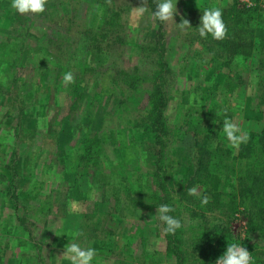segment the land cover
<instances>
[{"label":"rangeland","instance_id":"374dc122","mask_svg":"<svg viewBox=\"0 0 264 264\" xmlns=\"http://www.w3.org/2000/svg\"><path fill=\"white\" fill-rule=\"evenodd\" d=\"M238 1L258 5L264 19V0ZM233 2L177 0L174 20L161 22L153 18L155 4L149 0L139 18L134 7L145 0H108L111 14L96 0H80V18L63 0H47L39 14H20L11 0H0V264H71L62 257L71 242L96 250L92 264L209 263L211 248L199 249L191 230L200 220L192 213L196 208L178 200L197 166L193 131L200 125L201 132L210 130L204 120L197 128L192 122L198 110L210 108L221 129L225 118L247 133L263 128L264 73L256 52L264 42V21L255 20L252 48L228 57L217 90L208 52L200 55V41L189 44L198 29L182 32L176 23L184 7L204 10ZM88 18L103 33L101 42L82 32ZM119 37L130 44L123 46ZM159 62L169 68L158 76L168 98L164 127L136 128L134 117L150 107L146 90L156 88L152 76ZM139 67L148 78L133 87ZM69 71L75 82L63 84ZM205 90L214 93L210 100L203 98ZM90 137L100 145L82 144ZM213 139L229 145L222 131ZM113 168L127 180L105 182L102 174ZM143 177L173 205L169 215L182 224L175 234L164 232L156 207L144 200L146 190L137 188ZM233 183L216 176L207 187L229 191ZM227 200L223 193L221 201ZM241 209L215 214L227 224L232 243L245 247L253 264H264V236L250 229Z\"/></svg>","mask_w":264,"mask_h":264},{"label":"trees","instance_id":"16d2710c","mask_svg":"<svg viewBox=\"0 0 264 264\" xmlns=\"http://www.w3.org/2000/svg\"><path fill=\"white\" fill-rule=\"evenodd\" d=\"M78 1L80 0H63V2H67L68 4V11L77 13L75 14V17L80 18L81 15L79 14V6L77 7ZM96 1L99 6L108 11V14L115 11L114 6L109 7L108 0ZM149 1L152 4L154 2V6L156 8L155 1ZM245 4V2L234 0V2L230 5L219 6L222 8V18L227 27V35L224 39L216 40L213 39L211 35H208L206 39L196 33L192 34L193 40H191L192 42L189 44H194L195 41H200L202 47L198 52H200L201 55L204 50L205 52L207 51V55L210 58L207 62L214 68L215 74L213 75L212 89L214 88L217 90V87L219 86L217 78H220V76L223 75V68L227 67L230 63L231 59L228 57L237 54L242 48H252V40L254 39V36H252L251 39L250 33L255 31V20L258 22L264 21L261 14V8L258 5ZM202 11L203 10L192 6L184 7L182 11L183 15L177 16L178 23L181 22V17L184 16L183 18L186 17L185 19L190 21L192 25L191 28L195 29L199 25L200 17L202 16L201 15L199 17V15L203 14ZM112 19L115 21L116 17H113ZM88 21L89 18L85 21L82 32H86L89 39L94 41V43L104 40L103 33H98L96 31L97 27L95 28V26L91 25ZM103 24L106 25L104 20L101 21L100 25ZM119 38L123 41V46L130 44V42L124 41V37ZM112 43L113 42H111V44ZM121 53H123V49H121ZM256 54L260 55L258 71L264 73V42ZM166 64L168 63H158L159 69L156 70V76H152V80L155 82L156 88L154 87V90H146L148 98H150V101L148 99L150 107H148L149 105L146 106L147 109L145 111V115H134V121L137 126L136 128H139L140 126L142 129L147 130L155 128L153 126L164 127L162 107L167 104L168 98L166 97L167 94L164 89L165 86L163 87V83L161 84V82H159L158 76L164 69H169L165 66ZM138 71L139 74L136 75L134 83L131 85L133 87L138 84V82L148 78L146 76L144 77L145 73H141V71L144 70L140 67ZM203 94V98L206 97L208 100H210L208 94H210V96L214 95L211 90L210 92H206L205 90V93ZM201 113L203 114L202 116H200ZM197 114L198 117L196 121L192 122L194 123V127L197 128L198 125L202 123V120H204V124L209 126L208 128L210 130L201 132V129L204 126L200 125L199 130L195 129L193 131L196 135V146L198 149L197 166L192 176L188 179L186 186L178 190L180 193L178 200L181 203L185 200L187 203H185V207L196 208L192 210V213L194 215H198L200 220L191 227V230L197 232L198 240L195 241L196 244L199 245V249L205 252L208 246L211 248L208 255L209 263L207 264H215L217 258L226 251L227 245L231 244L233 241L232 234L227 230V224L224 223L221 216L215 214L216 210H219L222 215H225L229 212L233 213L241 207V210L244 212L248 220L250 229L255 231L260 238L264 236V126L260 131L251 130L248 132L249 139L247 143L241 144L237 150H234L229 145L222 143L220 139L214 143L215 139L213 138L217 137L222 131L221 121H216L218 115L214 111H210V108L202 109L198 110ZM36 117L38 118L36 115L33 118V122L38 121ZM43 122L44 119H41L40 124ZM132 126L134 127V125ZM199 132L202 133V136L198 138V134H201ZM95 137H90V140L84 138L82 140V144L84 142L87 145H95V142H98V145H100V139ZM98 145L97 149H99ZM129 174H131V172H129ZM102 175L103 178H105V182L107 179H112L110 180V184H112L115 180L118 182H120L119 180H127V177L117 168L110 169L109 171L107 170ZM216 176H219L220 178L223 177L224 179L226 178L232 183L234 182L229 191L218 190V187H216V189L207 187V183H213ZM146 180H144L143 177L142 180L136 182L138 189L140 188L144 192L146 190L144 200H148V202H150L148 203V206L155 208L160 204H164L163 202H166L165 204L171 206V203L167 199H161L158 191L151 190V185L147 183L148 179ZM159 183L163 186L161 182ZM198 185L202 186L201 191L198 189L200 196L208 197V203L206 205L201 204L200 196L194 197L188 195V189L194 186L197 187ZM148 190L152 192L151 196L147 195ZM223 193H228V200L225 203L221 201ZM114 197L116 200H119L120 198L117 194H114ZM219 207L221 209H219ZM207 212L212 213L211 219L207 215ZM252 245V247H254V245H257V242Z\"/></svg>","mask_w":264,"mask_h":264},{"label":"clouds","instance_id":"9594fccd","mask_svg":"<svg viewBox=\"0 0 264 264\" xmlns=\"http://www.w3.org/2000/svg\"><path fill=\"white\" fill-rule=\"evenodd\" d=\"M46 3L47 0H11V8L20 14H39L45 11ZM176 4L177 0L175 2L174 0H158L155 11L152 13L153 18L161 22L174 20V14L177 12ZM146 11H148L146 0L144 5L134 7V15L136 18L143 16ZM202 12L200 23L197 26L199 35L205 38L211 35L216 40L224 39L227 35V27L222 18L221 8L212 6L205 8ZM176 27L180 31L185 32L192 25L188 19L181 17V22L176 23ZM74 82L72 72L69 71L63 75V84H71ZM194 97L195 94H193L192 98ZM222 133L232 148H239L241 144L247 143L249 139L246 131L237 123L227 118L223 120ZM188 195L198 197L200 196V192L194 186L188 189ZM200 202L206 205L208 203V197L200 196ZM72 209H75V205H70V210ZM173 211L174 208L168 204H161L156 207V214L159 221L165 225L163 230L166 234H175L176 230L182 227L179 219L169 215ZM96 255L97 253L94 248H82L79 243L71 242L65 245L62 257L63 259L69 260L71 264H92ZM215 264H253V258L245 247L237 243H231L227 245L226 251L217 258Z\"/></svg>","mask_w":264,"mask_h":264}]
</instances>
